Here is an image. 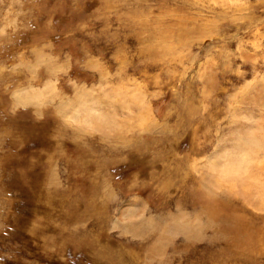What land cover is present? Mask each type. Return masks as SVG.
<instances>
[{
    "label": "rangeland",
    "instance_id": "rangeland-1",
    "mask_svg": "<svg viewBox=\"0 0 264 264\" xmlns=\"http://www.w3.org/2000/svg\"><path fill=\"white\" fill-rule=\"evenodd\" d=\"M200 188L264 229V0H0V264H253Z\"/></svg>",
    "mask_w": 264,
    "mask_h": 264
},
{
    "label": "bare ground",
    "instance_id": "bare-ground-1",
    "mask_svg": "<svg viewBox=\"0 0 264 264\" xmlns=\"http://www.w3.org/2000/svg\"><path fill=\"white\" fill-rule=\"evenodd\" d=\"M149 116V115H148ZM144 117V116H143ZM142 118V117H141ZM154 121V120H152ZM155 122V121H154ZM98 124V123H97ZM194 136V135H193ZM240 140V139H239ZM254 142V141H253ZM240 143L238 142L236 143V151L237 153L239 152V150H237L238 146L240 147ZM242 144V143H241ZM252 147V145H251ZM254 148V146H253ZM239 149V148H238ZM255 149V148H254ZM248 150V149H247ZM253 151V150H252ZM245 152V151H244ZM251 152V151H250ZM239 154V153H238ZM237 154L236 158L238 160H236V162L239 164L238 168L240 170V174L238 176V184L239 182L241 184H249V182L245 181L247 180L249 177H247L245 180L244 178H242L241 174H243V170L246 169V167L244 166V168H242L241 163L239 162V155ZM241 156V155H240ZM227 157V156H226ZM243 158V157H242ZM241 158V159H242ZM240 159V161H241ZM235 160V159H233ZM235 162V163H236ZM228 165V164H227ZM230 165V164H229ZM245 165V164H244ZM211 167V166H210ZM209 167V168H210ZM212 168V167H211ZM230 168V167H229ZM234 168V167H233ZM248 168V167H247ZM236 169V168H235ZM211 170V169H210ZM178 168L175 169V171L172 173V175L170 174L171 180L173 179V181L178 185V186H187L186 180L187 177H181L183 174L180 175V172H177ZM225 176H227L228 178H231L235 175H233L232 173L229 174L228 171L225 172ZM231 175V176H230ZM250 176V175H248ZM253 176V175H252ZM225 178V177H224ZM198 182V181H197ZM260 184V183H259ZM165 185V184H164ZM210 185V184H209ZM240 185V184H239ZM198 186V184H197ZM235 186V185H234ZM241 186V185H240ZM246 186V185H243ZM257 187V186H255ZM262 187V185H261ZM167 188V187H166ZM218 188V187H217ZM224 188V187H223ZM222 189V188H221ZM257 189V188H256ZM260 189V188H259ZM263 189V188H262ZM229 190V189H228ZM241 190V189H240ZM207 192H209V196L208 193L205 195V192L202 191V189L200 188L199 193H201L202 198L200 199V205L197 206L199 207L200 213L199 214H203L205 213V215H207L208 219L210 216H213L214 219L218 220V225H217V230L220 233H223L221 235H219V240L223 239L222 244L223 246L229 247V253L227 254H222V255H218V256H223L224 258H230L234 260V262H239L242 261V258H247L249 259V261L254 262L253 264H258L257 263V259L260 257L261 258V254H262V247L264 246V229L262 226H260V228H256L255 224L256 221L254 220L255 218H247V220H245L242 216V214H245V212L242 210V208L244 209V207H241L238 204V200H232L230 199L231 196L228 198L229 195H225L223 197H220V193L219 195L216 193V190H210V188L208 190H206ZM220 191V190H219ZM223 191V190H222ZM226 193L228 192L225 188L224 190ZM237 191V190H236ZM235 191V192H236ZM258 191V190H257ZM196 192V191H195ZM232 192V191H231ZM197 193V192H196ZM259 193V197L257 198H253L251 199V202L253 204H255V206L257 207V211H264V206H261V202L262 204H264V192L260 189L258 191ZM215 194V195H214ZM228 194V193H227ZM244 193V197H245ZM232 195V194H231ZM248 197H250L249 195H247ZM241 197V196H240ZM252 198V197H251ZM257 199V200H255ZM240 203V202H239ZM242 203V202H241ZM240 203V204H241ZM249 204V203H248ZM242 205V204H241ZM238 208L240 209V213L237 214H233V212H236V209L238 210ZM248 208V207H247ZM198 209V208H197ZM199 210V209H198ZM215 210V211H214ZM180 212V211H179ZM239 212V211H238ZM198 213V212H197ZM196 213V214H197ZM184 214V213H183ZM185 215V214H184ZM180 216V215H179ZM189 216V215H188ZM206 217V218H207ZM212 218V217H211ZM246 218V217H245ZM207 219V220H208ZM206 220V219H205ZM205 221V225L208 227H210L212 224V222L209 220ZM213 220V219H212ZM262 220V219H261ZM264 221V219H263ZM195 223V222H194ZM194 223H190V224H184L183 227L180 226L178 227L177 233H181L182 235L185 236V238L187 240H190V238H192V234L193 231L197 230L198 232V226L199 224H194ZM202 224V223H201ZM215 224V223H214ZM264 224V223H263ZM177 227V226H176ZM175 227V229H176ZM256 228V229H255ZM263 232H262V230ZM194 236V235H193ZM255 246L258 248L257 250L255 249ZM224 252V251H223ZM226 253V252H225ZM220 254V253H219ZM219 258V257H218ZM230 259V260H231ZM246 260V259H245ZM252 264V263H251Z\"/></svg>",
    "mask_w": 264,
    "mask_h": 264
},
{
    "label": "clouds",
    "instance_id": "clouds-1",
    "mask_svg": "<svg viewBox=\"0 0 264 264\" xmlns=\"http://www.w3.org/2000/svg\"><path fill=\"white\" fill-rule=\"evenodd\" d=\"M231 2L235 4L238 2V0H231Z\"/></svg>",
    "mask_w": 264,
    "mask_h": 264
}]
</instances>
